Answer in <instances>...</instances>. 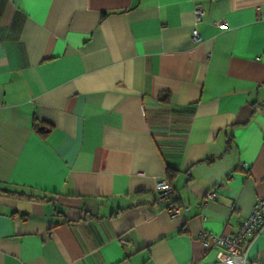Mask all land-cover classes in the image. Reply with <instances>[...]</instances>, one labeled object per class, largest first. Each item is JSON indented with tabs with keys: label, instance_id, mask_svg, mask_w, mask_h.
I'll list each match as a JSON object with an SVG mask.
<instances>
[{
	"label": "crops",
	"instance_id": "0c3cea01",
	"mask_svg": "<svg viewBox=\"0 0 264 264\" xmlns=\"http://www.w3.org/2000/svg\"><path fill=\"white\" fill-rule=\"evenodd\" d=\"M259 199L264 0H0V264H212Z\"/></svg>",
	"mask_w": 264,
	"mask_h": 264
},
{
	"label": "built area",
	"instance_id": "2783aa9c",
	"mask_svg": "<svg viewBox=\"0 0 264 264\" xmlns=\"http://www.w3.org/2000/svg\"><path fill=\"white\" fill-rule=\"evenodd\" d=\"M196 20L199 21L204 15V10L196 8L194 10ZM218 27L221 29L227 28L226 22L219 21ZM192 40L199 42L201 37L197 31L194 30ZM221 185H216L210 189L204 199L203 205H206L207 201L216 198ZM157 198L162 202H168L175 196L174 187L167 181V179L161 180L156 184ZM166 210L171 216H175L188 210L189 206L168 204L165 206ZM206 219V216H203ZM264 230V200L259 199L249 216L245 217L237 229L233 233H220L215 234L208 230H203L199 233V239L206 245L213 243V245L219 246L222 249L220 258L217 262L212 264H246L247 255L246 250L249 242L258 234ZM254 264H264V261L255 260Z\"/></svg>",
	"mask_w": 264,
	"mask_h": 264
},
{
	"label": "trees",
	"instance_id": "16d2710c",
	"mask_svg": "<svg viewBox=\"0 0 264 264\" xmlns=\"http://www.w3.org/2000/svg\"><path fill=\"white\" fill-rule=\"evenodd\" d=\"M165 97H167V95H162L160 96V99H164L165 100ZM33 128L34 130L42 137H46L48 136V134L52 131L53 129V125L46 122V121H42V120H39L37 118H35L34 122H33ZM176 172V169L172 168V167H167V173L168 175H171V174H174ZM167 181L172 185L171 181L169 179H167ZM174 198L175 196L168 202H165L166 205L168 204H174Z\"/></svg>",
	"mask_w": 264,
	"mask_h": 264
}]
</instances>
